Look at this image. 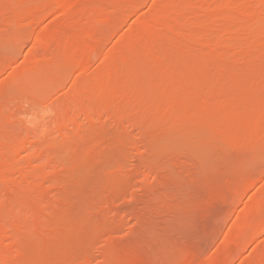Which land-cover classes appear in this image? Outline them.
I'll use <instances>...</instances> for the list:
<instances>
[{"label":"bare ground","instance_id":"1","mask_svg":"<svg viewBox=\"0 0 264 264\" xmlns=\"http://www.w3.org/2000/svg\"><path fill=\"white\" fill-rule=\"evenodd\" d=\"M1 1H2L1 5L4 3H6V5H7V6H1L0 5L1 6L0 12H1V10L2 11L4 10V12H2L0 14V16L2 19L5 18L4 20L6 22L4 20H2V21L5 23H8V25H7L8 27L9 26H15L12 28V29H14L13 30L14 32L16 30H18V27H21L23 25L26 27L36 26L38 23L40 24L44 20H46V18L49 16H53V17L56 16L58 18L59 17L63 18V20L65 21V22H63V25H59L56 27L44 26L39 31L36 30L37 32L35 31L34 36H32V37H34L33 38L34 43H35L34 45H35L36 49H40L44 52V53H42V55L44 54L46 57L49 58L46 61L49 62V60H50V63L46 62L49 65L44 67L45 71L48 69V71L50 73L54 70H59L58 73L60 75V70L62 69L63 72H64V70H66L65 72L76 71L79 73V75L76 76L77 78L74 81L72 87L70 88L68 95L64 99H62V102L60 99H58L61 102V103H59V106L57 108H55V106L52 107V109L56 110L55 114H54V115H56V116H54V118L56 117V119H54V118L53 119L56 120V123L54 121V127L56 125V127H55V130H57L56 135L57 136L59 135L58 136L59 138L57 140L58 142L57 141L55 142V140H49V141H54L55 143L50 142V145H51L50 146V145H48V143H49V141H48V143H46V144L44 143V145L43 144L41 145L43 147H39L40 144L37 145L36 147H31L32 146L31 141L34 138V136H33L34 134L29 133V134L23 135L25 137L21 136V134H17V136L19 135L18 137H16V136L13 137V136H10L11 134H9L12 132H9L7 134V132L4 131V129H2L3 124L0 125V129L3 130V131H0V135L3 134L5 137L7 136L5 138L2 135L4 140H7V141L0 140V204L4 203L3 206H6V204H7V207H8V205L12 206L13 204H14V206L15 205L18 206L16 209H14V206H12L11 209H9V211L12 210L11 213L13 211H15V212H13V215L11 216L12 218L10 217L11 213L6 210L7 215L10 217V219H12L11 223L8 221H5L6 219H4V215L6 213L4 214L5 211H4L3 206L1 205V207H0V264H21V263L22 264H30V263H27V261H25V259L27 258V253H26L25 247L27 246V244L29 245L30 242L29 243L27 242V244L24 243L26 245V246H24L23 245V239L24 238L26 239V237H24V234L27 231L31 230L32 228H34L37 236L42 237L41 239L45 238L46 235H47V237H48V235L49 236L51 235L49 237V239H51V240L53 239L52 241L50 240L52 242L51 245H53L54 243H57V244L62 243V241H60L59 238L61 237V235H64L67 228H69V227H67V224H66L67 220L66 221L63 220V217H65V215H66V214H64L65 211H63V210H66L65 209L66 207L64 208L62 203L65 202V206H66V203H68L67 193L65 191L66 190L65 186H67L66 185L67 182L69 183V177H70L68 175L69 172H66V171H68V170H66L67 168L65 165L67 162L65 164H62L65 161H67V159L62 161V160H59V158H58V156H60L59 155L60 153L63 154L65 152V150H62L63 152L61 151V149H63V148L64 149L67 148L66 149L67 151H69V149L71 148L72 151L71 150L70 151L72 154L70 153L69 155L70 156L74 155L71 160L74 159L77 162V163L74 162V163H76V164H74L76 169H79L78 167H80L79 166L80 164H78L79 159L82 160L83 158L86 159L87 157H93L95 155H98L96 153H98L97 150L99 151V149H96V148L100 147V144L103 145L104 142H105V144H106V142L110 143L109 144L110 146L107 144L108 147L104 144L103 148L105 146L107 147V148H105V150H107L109 147H110L109 151H111V148L117 149V150L118 149L120 150V148H121V150H122L123 146H121V145H123L122 144L123 140L125 143L128 140L130 142H134L133 139H135L137 136L133 137L132 140L128 137L126 139V137L120 135L119 133L109 132L108 130L112 129L110 131H113V127L117 124L122 125L121 124L122 122L125 124L124 120H126V122L128 120V123L131 126H133V124L140 125L141 121H142L143 127H148L146 125L148 123H150V120H152V121L153 120H155V121L159 120L160 121L162 119L164 121L161 120V122H157V123L155 122L154 124H157L155 126V127H157L156 129L162 130L159 132H164V133L168 132L169 129H171V131L176 130L177 128H174V127H180L179 130H181V132H182V130L184 129L183 126L185 127V131H183V133H185L187 131L186 130L187 126H185L186 124H188V126H189L188 129H189L191 124H193V123L197 124L198 123L197 124L198 128L193 126L195 124H193L191 126H193V128H196L197 130L199 128H204V126L205 127L207 126L206 128L208 130H205V133H204V134H206V135H204V136H206V138L208 136H210V134H212V135L217 134V136H214L215 138L212 137V140H211L212 142H214L213 139H215L218 142V139L221 140L222 138H224L225 141L227 140L228 144L230 143L231 145L237 146V147H238V145H239V147H240V145H242V146H244L245 144L247 145L248 142H246V141L252 140L251 137H249L250 134L247 133V131H246V130H248L246 127L247 125H244V123L245 124L247 123L248 125H249V123H250V125H254V124H252V122H254V120L256 118L257 119L260 118V115L264 114L263 113L264 112V106L262 107V104H264V103L261 100V99H263L262 98L263 96L261 97V99H258L262 94L260 95V93H255L257 91V89L264 88L263 87L264 86V66H263V61H264V0H155L152 3L153 5H152V9L150 10V12H147V14L144 16L141 15V16L137 17L136 23L138 24V27L134 30H126L125 32L123 31V33L120 32L123 35L121 36V34H118V35H120V36H118V45L116 47L114 46V48L111 47L112 49L109 48L110 50L108 49L109 51H106L107 53H104L103 55H102V50L104 48L103 46H106L104 44H106L105 42H107L106 40L108 39V37L111 35H114L117 31H120L118 29H120L121 26H123L122 24L124 23V20L129 18L131 15L138 13L140 11V9L143 7L142 5H144L143 4L144 1H146V0H9V1L1 0ZM10 1H11V4H10ZM14 1H16V2H14ZM5 8L7 9V11H5L6 10ZM3 13L5 16L2 15ZM2 16H4V17H2ZM52 26H53V24H52ZM18 32L19 31H17L16 35L9 32L10 33L9 35L14 36L15 38L18 37L20 39V38H22V34L18 33ZM9 35H7V36H9ZM9 37H11V36H9ZM14 37H11V38H14ZM8 40H9V38H8ZM104 52H105V50H104ZM30 55H33V53L32 54L30 53ZM99 55L103 56V59H102L103 64H101L102 66L100 65L101 67L99 66L100 68L98 70H94V66H93L94 65L93 64L94 59L99 58L100 57ZM97 56H99V57H97ZM31 57L34 58V56H31ZM35 59H37V58H35ZM38 60H36V61L39 62L40 60L39 61ZM229 63L230 64L232 63V66L228 67L227 64H229ZM1 68H2V66H0V71L2 70ZM44 68H42L41 73H42V71L44 72V70H43ZM97 68L98 67H96V69ZM40 69L41 68L39 67L38 71ZM3 70H2V72H3ZM142 70H144V71H142ZM129 71L131 72L132 75L130 73H128ZM145 71H148V73L147 74L144 73ZM65 72L64 73L61 72V74H67ZM149 72L152 73V77H150V76L147 77V75H149ZM46 73H48V72H46ZM54 73L56 74L57 72L54 71ZM123 73H124V75L126 74L127 77L129 76V78H131V79L130 80H129V78L125 79L124 75H122ZM141 73H143V74H141ZM151 73H150V75H151ZM44 75H46V74H44ZM52 75H53V73H52ZM57 75L58 74H56L55 77ZM153 75H155V76H153ZM61 76L62 75H60V77ZM121 76L124 78H120ZM131 76H133V77H131ZM50 77H52V76H50ZM45 78H48V77H45ZM57 78H59V77H57ZM133 78L135 80H136V78H138V80H136L135 85L133 83L135 81V80L133 81ZM159 78H161L162 80H164V79L168 80L170 82H168V81L164 82L165 81L164 80L163 83H160L159 80H161V79H159ZM248 78H251L252 81H249ZM117 79H118V82H117ZM120 79H122V80L120 81ZM123 79H125V80L123 81ZM139 79H141V80H139ZM145 79L148 83L145 82ZM148 79H149V81H148ZM53 80H55V79H53ZM126 81H128V82H126ZM139 81H140V83H139ZM49 82L51 83V82H55V81H49ZM249 82H251V83H249ZM118 83H120V86H121V83H123L122 84L123 87H120V86L118 87L117 86ZM124 83H126L127 85H125ZM149 83L151 86L158 87V88H163L164 83H165L166 87L168 86L169 88H172L170 86H172V84L175 83V89H174V87H173L174 90L168 89V87H167L169 92L172 91L171 92L172 94L171 93L169 94V92H168V94H169V97H168L166 90L165 91L161 90L163 93L160 90L159 91L156 90V93H154V90H152V91L146 90L149 88L153 89L152 87L149 86ZM35 84H37V83H35ZM137 84H140V85H137ZM143 84H148V85H146L147 88ZM169 84H170V86H169ZM243 84H246V86H244ZM47 85H49V84H47ZM124 85L128 86V87H126L127 89H125ZM130 85H132V86H130ZM242 85L245 88H242L241 92L238 93V90H240ZM41 86H43V85H41ZM137 86L139 88H140V86H142L140 89L141 90L145 89V91H141ZM132 87H134L133 88L134 91L136 90V92H137L135 94L136 96L133 94L135 92L133 91V89H131ZM129 89L132 90V92L130 93L131 95L129 94V91H131ZM1 91H3V89ZM110 91L111 92L114 91L113 93L116 92L115 94L117 96H115V94L111 95L113 93L110 94L109 93ZM149 91H150V93H149ZM159 92L161 93L160 95L157 94ZM45 93H47V92H45ZM108 93L112 97L113 96L115 97L114 100H111L113 102L110 101V99H112V97L107 95ZM138 93L140 95H142L143 97L141 96L142 98L139 99L140 95ZM142 93H144V94H142ZM152 93H154V94H152ZM173 93H174V96L176 97V99H173V97H171L173 95ZM244 93L245 94L249 93V95L246 96V98L249 99V100L247 99V103H246L247 107L249 105L250 106L255 105L253 102H255L256 99L261 101L260 104L258 103L259 101H257V103L255 102L257 104L256 106H260L261 108H257L256 106H253L254 107L253 110L256 108V110H260V111H256V110L253 111L254 114H252L250 116L251 119H254V120H252V122H250L249 120L246 121L247 117L241 113L243 103L236 104L237 100H242V99L244 100L245 99L243 97L237 98L240 95L244 96ZM251 93L252 94L254 93L255 96H252ZM162 94L164 95V97H161ZM165 94H167V95H165ZM38 95H40V94H38ZM118 95L122 96V98L119 97ZM145 95H147V96H145ZM152 95L155 97L157 96V97L153 98ZM134 96L136 97V99H133ZM159 96H160V98H162V100H159L160 99V98H158ZM250 96H252L253 98L252 97L249 98ZM118 97L121 100L124 97L123 100H125V101H123V100L121 101ZM177 97H178V99H177ZM38 98H39V96H38ZM107 98H109V99H107ZM116 98H117V100H116ZM131 98L133 99V101L136 100L135 106H137L138 109L135 108V110H131V108H133V106L128 103L129 101H132ZM143 98H145V99H143ZM147 98H149V99H147ZM165 98H167V99H165ZM228 99H230V101H231L229 106L232 107V111L230 112V114H229V111L227 112V110H229V109L225 106L226 101ZM251 99L253 100V102H250V101H252ZM127 100H129V101H127ZM164 100H167V101H165L167 104V106L165 108H163ZM116 101L117 102L121 101L120 103L123 102L122 103L123 105L122 104L116 105V104H119V103L115 104L114 102H116ZM146 101H148V102H146ZM138 102H140L141 104ZM142 102H143V104H142ZM144 102H146V103H144ZM41 103H42V101H41ZM127 103H128V105H130L129 108H128V106H126ZM148 103H150L149 104L150 106L147 105ZM157 103H159V108L156 107ZM13 105H15V104H13ZM45 105H47V104H45ZM140 105L143 106L142 109H140L141 108ZM246 105H244V106L246 107ZM18 106H20V105H18ZM144 106H146V107L144 108ZM223 106H225V107L222 111L221 107H223ZM143 108L144 109L148 108L151 111H154L155 115H152V117L154 116L155 118L150 119L148 121L147 118H151V116H149V113H148L149 110L147 111V110H144ZM191 108H193V110H191ZM129 109H130V111H129ZM136 110H138L139 112H137ZM194 110H196V112ZM140 111H141V113H140ZM131 112H133V113H131ZM192 112H195L194 113L195 115ZM256 112L258 113V115L256 114ZM53 113H54V111H53ZM48 114H50V113H48ZM1 115H2V113H1ZM229 116L232 118H230ZM262 116L264 117V115H262ZM143 117H145V118H143ZM224 117L226 120L224 119ZM227 117L229 119H231V122ZM233 117H239V120L236 121V123L238 125L235 123L237 130H234L233 126H230L231 123H233V121H235L233 119ZM243 117L245 119H243ZM165 118H167V120L170 122V124L167 123V120H165ZM262 118L258 119V120L256 119L257 122H260L259 123L260 125L261 124L264 125V123H263L264 119L262 120ZM156 119H158V120H156ZM144 120L146 123L144 122ZM242 120H244L245 122H243ZM110 121L112 122V123H110L111 125L115 124L113 127L110 126V124L108 123ZM239 121H242L243 124L241 125V122H239ZM164 122H166L167 125H165L166 123L164 124ZM204 122L207 125H205ZM106 123H108V125L104 126V124H106ZM158 123L160 124L159 125L160 127L158 126ZM161 125L167 126V129L164 128L165 126L162 127ZM12 126H14V125H12ZM106 126H108V127L106 128ZM125 126H126V124H125ZM168 126H169V129H168ZM242 126H244L243 129L239 128ZM254 126L257 127L256 125H254ZM170 127H173V128H170ZM181 128H183V129H181ZM193 128H192V130L195 131V129H193ZM206 128H204V129H206ZM238 128H239V130H238ZM106 129H108V130H106ZM149 129L153 130L152 128H149ZM149 129H147V130H149ZM132 130H133V128H132ZM201 130L203 131V129H201ZM209 130L211 133L209 132L210 134H207L208 133L207 131H209ZM58 131H59V133H58ZM188 131L190 132L191 130H188ZM196 131H195V133L199 132V130L197 132ZM202 131H200V133ZM20 132H22V131H20ZM256 132H258V131H256ZM256 132H254V133H256ZM15 133H17V132H15ZM246 133L248 135H245ZM115 134L116 135L119 134V135L116 136ZM168 134H167L168 136L166 134H164V136H167V138H168L173 133L172 134L168 133ZM186 134H187V132H186ZM201 134H202L201 137H203V133H201ZM251 134H252V132H251ZM43 135H44V132H43ZM105 135L106 136L112 135V136L107 137V139L110 138V140L107 141V139L104 138ZM139 135H140V137H143V136L146 137L145 135H142L140 132H139ZM188 135H190V134H188ZM2 136L0 137L1 139H2ZM113 136H114V138H113ZM119 136L123 137V139H122V137L119 138L120 140L122 139L121 142H120V140L117 141L118 139L115 140L116 139L115 137H119ZM247 136L249 137L248 139H246ZM12 137L14 138V140ZM175 138L177 139V137H175ZM206 138L205 137L203 139L201 138L203 140L202 141L203 143L206 142ZM209 138H211V136ZM244 138L246 139V141L242 142L244 140ZM105 139H106V141H104ZM111 139H113V140H111ZM139 139L142 140L143 138H139V137L136 138V140H139ZM149 139L151 141L154 138L153 139L149 138ZM224 139H222V142L224 141ZM249 139H251V140H249ZM263 139L264 138H262V137L260 138V140H263ZM34 140H35V138H34ZM36 140H37V138H36ZM145 140H147V139H145ZM208 140H209V143H211L210 139H208ZM254 140H256V138ZM142 141H140V142H142ZM196 141H197V139H196ZM101 142H103V143H101ZM111 142H113V143H111ZM146 142L149 143V141H146ZM155 142H157V141H155ZM200 142H201V140H200ZM217 142L213 143V145H216ZM232 142H234V143H232ZM254 142H257V140ZM118 143H120L121 145ZM81 144H83V145H81ZM111 144H113L115 146H113ZM132 144L134 146L138 147V145L136 143H132ZM45 145H48V146L46 147ZM102 145H101V147H102ZM187 145H189V144H187ZM221 145L222 144L220 141V145H218V146L221 147ZM83 146H85V147H83ZM111 146H113V147H111ZM116 146H118V147L115 148ZM130 146L134 147L131 145V143H130ZM192 146H193V144H192ZM192 146L190 145L191 148H192ZM195 146H194V148H195ZM206 146H208V145H206ZM223 147L224 146L222 145V148ZM247 147H249V146H247ZM77 148H78V150H77ZM80 148L82 150L81 152L79 151ZM94 148L96 150H93ZM206 148H208V147H206ZM74 149H75V151H77V153L74 151ZM186 149H190V148H186ZM225 149H227V148H225ZM158 150H160L159 147H158ZM194 150H197V148ZM83 151L85 152V154H82ZM91 151H94V153L92 152L94 155L89 156L88 154H92ZM102 151H104V149H102ZM107 151H105L104 153H106ZM209 151L210 150H208V152ZM23 152H27V153L29 152L30 153V154L28 153L29 156H31L33 159H35L37 161L41 160L42 162L41 161L40 162L42 164L40 162L39 163L42 166L39 165L40 167L36 169L34 166H32L34 163L33 162L34 160L32 161L33 163H31V160L29 162H27L28 164L26 162H25L26 164L21 163L18 159V156L20 157V155ZM79 152H80V154H78ZM101 152H99V155L101 157L98 155L97 156L98 158L96 156L93 157L94 159L92 158V160H94L93 162H96L100 158L102 159V157L104 156V153L100 154ZM119 152H118V154H119ZM122 154L123 153H121V156H122ZM208 154H206V156ZM107 155H109V154H107ZM76 156H77V158H75ZM158 156H160V155H158ZM210 156H211V154H210ZM212 156H214V155H212ZM37 157H39V158H37ZM198 157L201 158V156H198ZM198 157H196V158H198ZM28 158H27V160H29ZM61 158H63L62 155H61ZM96 158H97V160H96ZM108 159H110V158H108ZM111 159H114V158H111ZM201 159H207V158H201ZM90 160L91 159L89 158L85 161L90 162ZM58 161H61L62 163L60 164ZM184 161H186V159ZM93 162H91V163H93ZM97 162H99V161H97ZM71 163L72 162H69V165ZM203 163H206V161ZM67 165H68V163H67ZM76 165H78V166H76ZM152 165H154V164H151L150 166H152ZM167 165L168 166H166V167L169 168V166L171 165L170 162ZM36 166H37V163H36ZM84 166H85V164H83V167ZM122 166H123V164H121V168H122ZM155 166H156V164H155ZM32 167H34V168H32ZM116 167H118L117 171H119V165H116ZM124 167H125V165H124ZM157 167H158V165H157ZM123 168L121 169V173H120L122 175H120V177L117 179V181H119L117 183H120V180H126L129 177H130V179H132L131 177L134 175V172L129 171L130 172L129 173L127 171L128 168L127 169L125 168L124 170H123ZM149 168L150 167L147 166V169H149ZM155 168L151 169V170H147V172L145 173L147 178L154 177L155 181H157L158 183H162V185H165V186L167 183H170L171 181L172 182L173 181L179 182V180H176V179L172 180L170 178H167L168 176L163 178V176L159 175L161 169L159 168L158 169L159 172H158V170ZM80 169H81V167H80ZM63 171H65V172H63ZM81 171H82V169H81ZM117 171L116 172L113 171V172L117 173L119 176V172H117ZM125 173H127V174H125ZM67 175H68V178H67ZM135 175H136V172H135ZM186 177H188V176H186ZM208 179H211V178H208ZM229 179H231V178H229ZM167 181H170V182H167ZM92 182H94V181H92ZM255 182H256V179L252 178L251 180L248 181L247 184L241 183L242 184L241 185L239 183L241 186H238L237 182H236V184H237L238 189H239V187H242L245 185H246L245 187L249 188V187H251L250 184L255 183ZM121 183H122V181H121ZM133 183H134V181H133ZM176 183L177 182L172 183V184L175 185ZM213 183H215V182H213ZM103 184L104 183H102L101 185H103ZM148 184H150V183H148ZM177 184H179V183H177ZM90 185L94 186L93 184H90ZM110 185H109V187H110ZM123 185L124 184H122V187H123ZM233 186L235 187L236 185H233ZM260 186L261 185L259 184V186H257V187L260 188ZM175 187H176V185H175ZM214 187H215V185H214ZM216 187H218V185ZM251 188H253V187H251ZM108 189H111V190L106 192L107 197L105 196V200H103L104 202L102 204H100V205H103V207L101 206V208H100V212H101L100 216H98V217L95 216V219L98 220V223H99L98 226L100 228L99 232H97V233H99L100 235H102V234L106 235L107 234V236H110L108 234L112 235V233L117 231L119 229V227L121 226L122 221H123L122 217H124L123 216L124 213L122 212L123 211L122 209L119 210L117 208L118 205L114 204V202H116V200L123 197L121 195L120 189L118 190L116 188V186L115 187L112 186V188L110 187ZM187 189H188V187H187ZM214 189L218 190V188H214ZM214 189L210 190V191L213 193ZM262 189H264V188H262ZM255 190H257V189H255ZM259 190L260 189H258V193H260ZM88 191H89V189H88ZM218 191H220V190H218ZM237 191H239V190H237ZM222 192H224V191H222ZM262 192L263 191H261V193ZM73 193H74V191H73ZM170 193L172 194L173 192H170ZM226 193L227 192L221 193V195L226 194ZM153 194H151V196ZM155 194H157V193H155ZM207 194H210V193H206V195ZM243 194H245V192ZM262 195L264 196V193ZM262 195L257 194V197H259V196L261 197ZM148 196H150V195H148ZM162 196H164V195H162ZM194 196H196V195H194ZM211 196H212L211 194L209 195V197L207 195V198H210ZM218 196L219 195H216L215 197H218ZM69 197L71 199V196H69ZM150 197H148L150 200L151 199L154 200L153 198H150ZM159 197L161 198V196H159ZM202 197L203 196H201V198ZM146 198H147V196H146ZM198 198H200V197L198 196ZM198 198L196 197L195 201H193V198H192V200L188 199L189 204L185 205L184 208L181 209V211H183V209L185 210V212L187 210H189V209H185V208L189 207L190 201L191 202H197L196 200ZM212 198H214V196ZM212 198H210L209 200H211ZM251 198L253 199V197H251ZM72 199H73V197H72ZM106 199H108V200L106 201ZM203 199L204 198H202V200ZM217 199H220V197ZM217 199H215V200H217ZM252 199H251V201H252ZM75 200H77V198ZM134 200H135V198H134ZM144 200H146V199H144ZM158 200H160V201H157L155 198V200L152 201V203L150 201L151 204L150 205L146 204L147 207L142 210L149 217V220H150L149 223H151V224H149L150 226L149 225L148 226L150 228H151V225L154 224L153 220L155 219L156 214L158 217V216H160L159 214L163 213V212L169 211L168 213H171V212L173 213L174 211L175 212L177 211L176 207L166 205L164 203V199L163 200L158 199ZM209 200H206V201L208 202ZM118 201H120V200H118ZM204 201H205V199H204ZM9 202H10V204H9ZM59 202H61L60 204H62L61 207H59ZM198 202H199V200H198ZM200 202L202 203V201H200ZM252 203H254V201H252ZM252 203H250V204L247 203L249 205L246 204L247 206H245V207H247V210H245L243 212L242 216H240V217H243V215L246 213V214H249L250 218L254 215L253 216V218L255 217L254 220H251L252 219L251 218L250 219L251 221H250L249 217H248V219H246L247 221H245V218H247V217H244V219H240L238 222L236 221L237 225L229 232V234H227V237L225 236L226 239H225V241H222L223 243H222V246L219 247L220 249L219 250L217 249V251H220V252L216 251L215 252L216 255L210 256L211 257L210 262H209V260H206V263H199L198 261H196L195 258L199 254V253L197 254L198 250L195 247H189L188 251H189L190 255L183 262V264H228L227 261L231 260V258H232L231 256L233 254L240 253V252H238V250L242 249L243 246H247L246 244H248V243L251 244L252 241L254 242L255 240H257L260 233L262 231H264V201H262V203H260V204L255 202V204H258L256 206L255 205L253 206ZM213 204L214 203H211L210 206H212ZM251 204H252V206H250ZM73 205H75V203ZM114 205H115V207H114ZM198 205H200L198 207L201 208L202 207L201 205H203V204L199 203ZM76 206H78V205H76ZM137 206H139V205H137ZM203 206H206V205H203ZM248 206H250V207H248ZM195 207H197V206H195ZM231 207H235V206H231ZM2 208H3L4 212L1 210ZM115 208H117V209H115ZM192 208L193 207H191L190 209H192ZM68 209H69V207H68ZM82 209H85V208H82ZM201 209H209V208H201ZM62 212H64V213L61 216ZM103 212H106L107 216H104ZM82 213H85V212H82ZM251 214H253V215H251ZM60 216H61V218H60ZM110 216H112V217H110ZM237 216H238V214H237ZM246 216H248V215H246ZM182 217H183V215H182ZM240 217H238L237 220ZM187 218H188V215H187ZM55 219H56L55 228H52L53 226L51 227L50 225H52L51 223H53ZM60 219H62L64 222H62ZM58 220H60L61 222ZM127 220L125 222H127ZM234 221L232 222L231 226L233 225ZM75 224H77V223H75ZM124 224L125 223H123V225ZM199 225H200V223H199ZM231 226H230V228H231ZM90 227H92V226H90ZM153 227H154V225H153ZM83 231H85V230H83ZM86 233H88V232H86ZM146 233H148V232H146ZM21 235H23L24 238L21 237ZM115 235L117 236V234H115ZM129 235H131V233ZM149 235H151V233ZM34 237H36V236H34ZM154 237H156V236L154 235ZM91 238H88V239H91ZM174 238H175V236H174ZM80 239H82V238H80ZM38 240H40V239H38ZM160 240H161V238H160ZM76 241L77 240H75V242ZM112 241H113V239H112ZM85 242H86V240H85ZM146 242L148 243V241H146ZM70 243H68V244H70ZM173 243H174V241H173ZM57 244H55V247ZM110 244H113V243H111V239L109 237L106 245L105 244L104 245L108 247V246H110ZM63 245H65V244L63 243ZM73 245H71L70 247H72ZM257 245L258 244H256V246ZM42 246H44V245H42ZM29 247L31 248V246H29ZM36 247H38V246H36ZM107 247H106V250L111 251L115 246L112 245L111 249H108ZM48 248L49 247H46V249H48ZM119 248H121V247H119ZM39 249H41V247H39ZM155 249H157V248H155ZM73 250H75V249H73ZM106 250L105 251L103 250L104 252L102 251L103 252L102 259L104 262L103 264H111L110 263L111 259H112V261L117 260V262H112L113 264L123 263L122 260H120L121 263L118 260V258L121 255L120 256L118 255L119 257L116 256L117 258H111L109 255V252ZM243 250H244V248H243ZM65 251H67V250L65 249ZM82 251H84V250H82ZM42 252H44V251H42ZM86 252H88V251H86ZM113 252H115L114 249H113ZM30 253H31V251H30ZM78 253H80V252H78ZM82 253H84V252H82ZM119 253H121V252H119ZM122 253L124 255L122 257H124L125 259L127 258V260H130V261L138 259V258H136L137 257L136 255H138V256L140 255V253L137 250L135 245H130L128 248H126L124 250V252L122 251ZM252 253H254L255 255H253ZM252 253L251 254L253 257L250 259L249 258L244 259V261H243L244 263L242 262L243 264H264V243L258 245L257 248H255ZM74 254L76 255L77 253L75 252ZM240 254H239V256H240ZM84 255L85 256H84V260L82 261V264H91V262L88 258L89 255L88 256H86V254H84ZM250 255H248L247 257H249ZM76 256L78 257V254ZM146 256L143 259L141 258L140 261H142L143 264H152V262H151L152 260L151 261L149 260V259H152L150 257V255H146ZM142 257H144V256H142ZM39 259H40V257H39ZM113 259H115V260H113ZM125 259H124V261H125ZM169 259H171V258H169ZM198 259H200V257ZM203 259L205 260V258H203ZM36 260H34V261L38 262V259H36ZM34 261H32V262L36 263ZM74 261L75 260H73V262ZM207 261H208V263H207ZM124 263H127V262H124ZM135 263H136V261H135ZM135 263H131V264H135Z\"/></svg>","mask_w":264,"mask_h":264},{"label":"rangeland","instance_id":"2","mask_svg":"<svg viewBox=\"0 0 264 264\" xmlns=\"http://www.w3.org/2000/svg\"><path fill=\"white\" fill-rule=\"evenodd\" d=\"M7 1H9V0H7ZM154 1L155 0H146V1H144V3H143L144 5H142L143 7L140 9V11L138 13L133 14L129 18L124 20V23L122 24L123 26H121L122 29L121 28L118 29L120 31H117L114 35L109 36L108 39L106 40L107 42H105L106 44H104L106 46H103L104 48L102 50V55L104 53H107L106 51H109L110 49H112L111 47L114 48V46L116 47L118 45V36H120L118 34H121V33H123V31L125 32L126 30H134V29H136L138 27V24L136 23L137 17H139L141 15L144 16V15L147 14V12H150V10L152 9V5H153L152 3ZM1 2L2 1L0 0V5H1ZM14 2H16V1H14ZM10 4H11V1H10ZM1 6H7V5H6V3H4ZM7 9L5 11H7ZM2 12H4V10L3 11L1 10L0 14ZM2 15H4V13ZM4 16H2V17H4ZM0 18H1V16H0ZM4 19H2V18L0 19V66H2V68H1L2 70L4 69L3 72H2V70L0 71V73H1L0 74V107H1L0 108V125L3 124L2 125V129H4V131H6L7 134L9 132H12V133H9V134H11L10 136H13V137L14 136L18 137L19 135L17 136V134H21V136L29 134V133L30 134H34L33 136H34L35 140L33 138V140L31 141V143H32L31 147H36L39 144H40L39 147H43L41 145L42 144L44 145V143L45 144L48 143L49 140H55V142H56L58 140V138H59L58 137L59 135L58 136L56 135L57 134V132H56L57 130H55L56 125L54 127V121L56 123V120H54V119H56V117L54 118V116H56V115H54L56 110L52 109V107L55 106V108H57L59 106V103L62 102V99H64L68 95V92L70 91V88L72 87L74 81L77 78L76 76H78L79 73L76 72V71H74L75 73L73 71L69 72L68 70H67L68 72H65L66 70H64V72L67 73V74H61V72L64 73L63 70L61 69L60 70V75H62V76L60 77V75L58 73L59 70H54L55 72H57L56 74H58L55 77L56 74L54 73V71L49 73L47 68H46L47 70L45 71L44 67L49 65L47 63H50V60H49V62L46 61L49 58L46 57L44 54L42 55V53H44V52L42 50H40V49H36L35 48V45H34L35 43H34V39H33L34 37H32V36H34L36 30L39 31L44 26H46V27H56V26H59V25H63V22H65V21L61 17L58 18L56 16H54V17L53 16H49V17L46 18V20H44L40 24L38 23L36 26L26 27V26L23 25V26H21L22 28L18 27V30H16L14 32L13 31L14 29H12V28L15 27V26H9L8 27L7 26L8 23H5L6 21ZM2 20H4L5 22H3ZM52 24H53V26H52ZM17 31H19L18 33L22 34V38L19 39L16 36L18 38L17 39L14 36L9 35L10 33H13V34L16 35ZM7 35H9L11 37H14V38H11V37H9ZM122 35L123 34H121V36ZM8 38H9V40H8ZM104 50H105V52H104ZM30 53L31 54L33 53V55H30ZM102 55H99L100 57L97 56L100 59L99 58L94 59V63H93L94 64L93 65L94 66V70H98L102 66L101 65V64H103V60H102L103 56ZM31 56H34V58L31 57ZM35 58H37V59H35ZM36 60H38L39 62H37ZM227 66L228 67L232 66V63L231 64L230 63L227 64ZM263 66H264V61H263ZM39 67L41 69L38 71ZM96 67H98V68L96 69ZM42 68H44L43 70L45 72L44 73L42 71L43 74L41 73ZM142 71H144V70H142ZM46 72H48L49 74L46 73ZM52 73H53V75H52ZM128 73L131 74L130 71ZM144 73L147 74L148 71H145ZM150 73L151 72H149V75H147V77H149V76L152 77V73H151V75H150ZM44 74H46V75H44ZM141 74H143V73H141ZM122 75H124V73ZM50 76H52V77H50ZM153 76H155V75H153ZM45 77H48V78H45ZM57 77H59V78H57ZM124 77H125V79L129 78V76L127 77L126 74L124 75ZM124 77L121 76L120 78H124ZM131 77H133V76H131ZM53 79H55V80H53ZM125 79H123V81ZM130 79L131 78H129V80ZM159 79H161V78H159ZM121 80L122 79H120V81ZM134 80L135 79L133 78V81ZM136 80H138V78H136ZM136 80L133 82L134 85L136 83ZM139 80H141V79H139ZM161 80H159L160 83H163V81L165 79L162 80V81ZM248 80L252 81L251 78H248ZM49 81H55V82H51L50 83ZM128 81H126V82H128ZM148 81H149V79H148ZM167 81L168 80H165L164 82H167ZM117 82H118V79H117ZM145 82H147L146 79H145ZM168 82H170V81H168ZM35 83H37V84H35ZM139 83H140V81H139ZM249 83H251V82H249ZM47 84H49V85H47ZM122 84L123 83H121V86H120V83H118L117 86L118 87L119 86L123 87ZM124 84L127 85L126 83H124ZM41 85H43V86H41ZM137 85H140V84H137ZM143 85L147 88L146 85H148V84H143ZM243 85L246 86V84H243ZM243 85L240 88V90H238V93L241 92L242 88H245V87H243ZM130 86H132V85H130ZM149 86L152 87L153 89H150L148 87L149 89H146V90H151V91L154 90V93H156V90H158V91L159 90L160 91L161 90H164V91L166 90L167 91L166 93L168 94V92H169L168 89H173V87L175 89V83H173L172 86H170V84H169V86L172 87V88H169L167 86L168 89L165 86V83H164V87L163 88H158V87L151 86L150 83H149ZM126 87H128V86H125V89H127ZM134 87H132L131 89H133ZM141 87L142 86H140V88ZM2 89H3V91H1ZM131 89H129V90H131ZM111 91L109 92L110 94L114 92V91L113 92H111ZM133 91H134V89H133ZM141 91H145V89L141 90ZM36 92L38 94H40V95H38ZM45 92H47V93H45ZM131 92H132V90L129 91V94ZM134 92L135 93H133V94L135 95L137 92H136V90ZM171 92H169V94ZM109 93L107 95H109ZM115 93H113L111 95H114ZM144 93H142V94H144ZM149 93H150V91H149ZM154 93H152V94H154ZM245 93H244V96L240 95V96L237 97V98L243 97L245 99L244 100L243 99L242 100H237L236 104L243 103L241 113L247 117L246 121L249 120L250 122H252V120H254V119H251L250 116L252 114H254L253 111L256 110V108L253 110V108H254L253 106L257 105L256 103H257V101H259L258 99H261L262 96H263L262 97L263 99H261V100L264 103V88L257 89V91L255 93H260V95L261 94L262 95L258 99H256V101H255L256 103L253 102V100L251 99L252 101H250V102H253L255 104V105H252V106L249 105L247 107L246 103H247V99L248 98H246V96L249 95V93L248 94H245ZM157 94L160 95L161 93L159 92ZM167 94H165V95H167ZM169 94L167 95L168 97H169ZM111 95H109V96H111ZM147 95H145V96H147ZM38 96H39V98H38ZM115 96H117V95L115 94ZM135 96H134L133 99H136ZM141 96L142 95L139 96V99L143 97V96L142 97ZM252 96H255V94L253 93ZM252 96H250L249 98H251ZM119 97L122 98V96H119ZM156 97L153 96V98H156ZM161 97H164V95L162 94ZM171 97H173V99H176V97L174 96V93H173V95ZM114 98L115 97L113 96L112 99H110V101L114 100ZM158 98H160V96ZM58 99H60L61 102ZM107 99H109V98H107ZM123 99H124V97H123ZM133 99H132V101L127 100V101H129L128 103L133 106V108H131V110H135V108H137V106H135L136 105V100L133 101ZM143 99H145V98H143ZM147 99H149V98H147ZM165 99H167V98H165ZM177 99H178V97H177ZM116 100H117V98H116ZM159 100H162V98H160ZM41 101H42V103H41ZM123 101H125V100H123ZM165 101H167V100H164V102ZM111 102H113V101H111ZM120 102L116 101L114 103L115 104L119 103V104H116V105H120V104L123 103V102L122 103H120ZM140 102H138V103H140ZM146 102H148V101H146ZM146 102H144V103H146ZM164 102H163V108H165L167 106L166 102L165 103ZM230 102H231L230 99H228L226 101V105H225L229 109V110H227V112L229 111V114L232 111V107L229 106ZM7 103L8 104L10 103V104L8 105ZM128 103H127L126 106H128V108H129L130 105H128ZM159 103H157V105H156V107H158V108H159ZM258 103L260 104L261 101H259ZM13 104H15V105H13ZM45 104H47V105H45ZM142 104H143V102H142ZM149 104L150 103H148L147 105H149ZM18 105H20V106H18ZM244 105H246V107ZM140 106H141L140 109H142L143 106L142 105H140ZM225 106L221 107L222 111H223ZM263 106H264V104H262V107ZM145 107L146 106H144V108ZM256 107L257 108H261L260 106H256ZM144 110H147V111L149 110L148 113H149V116H151V118H147L148 121L150 119L155 118L154 116L152 117V115H155L154 111H151L148 108L144 109ZM191 110H193V108H191ZM196 110H194V111L196 112ZM53 111H54V113H53ZM129 111H130V109H129ZM136 111L139 112L138 110H136ZM141 111H140V113H141ZM256 111H260V110H256ZM195 112H192V113L194 114ZM1 113H2V115H1ZM48 113H50V114H48ZM131 113H133V112H131ZM256 114L258 115L257 112H256ZM262 115H264V114H262ZM262 115H260V118H258V119H261L263 117ZM143 118H145V117H143ZM230 118H232V117H230ZM224 119H225V117H224ZM233 119L235 121L232 120L233 123H231L230 126H233L234 130H237L236 121L239 120V117H233ZM243 119H245V118L243 117ZM256 119L254 120V122H252V124L256 125L257 127H255L254 125H250V123H249V125L247 123L246 124L244 123V125H247L246 127H247L248 130H246V131H247V133L250 134L249 137H251V139L253 140L252 141L251 139H249L251 141H246V139H248L249 137L248 136H247V138L245 137L246 139L244 138V140L242 141V142H244V141L248 142L247 145L245 144L246 146L244 145L245 147L242 146V145H240V147L238 145V147H237V146L231 145L230 143L228 144L227 140L225 141L224 138H222V139H224V141L226 143L224 141H223L224 142L223 143L222 139L221 140L218 139L219 143L215 139H213L214 142H212L211 141L212 137L217 136V134L212 135V134H210L211 132L209 130V131H207L208 132L207 134H210L211 138H209L210 136H208V135H207L208 137L206 138V136H204L206 134H204V133H205V130H208L206 128L207 126L206 127L204 126V128H206V129L199 128L198 129L199 132H197L198 130L196 128H193V126L198 128V126H197L198 123L197 124L193 123L195 125L190 123L193 126L190 125L189 129H188V127H189L188 124H186L185 125V126H187L186 127L187 128L186 129L187 130L186 131L187 134H186V132L183 133V131H185V127L184 126H183L184 129L181 128V129H183L182 132H181V130H179L180 127H174V128H177V129L174 130V131L173 130L171 131V129H169V126H168V129L170 131L168 130V132H165V133L164 132H159V131H162V130L156 129L157 127H155V126L157 124H154V123L155 122L156 123L157 122H161L162 119L160 121L158 119H156L158 121L150 120V123H148V124L149 125L151 124L150 125L151 127L148 124L146 126H148L149 128H152L153 130L149 129L148 127H143L142 121H141L140 125L133 124V126L129 125L128 120H127V122H126V120H124L126 126H125V124L123 122L121 123L122 125L119 124L120 126L118 124L117 125L114 124L115 125L114 126L113 124L112 125L110 124V123H112L110 121L108 123L110 124V126H112V127L114 126V127H113V131H110V130H112L110 128H109L110 130L106 129L109 132L119 133L120 135L126 137V139L128 137L131 140L133 139V137L137 136L139 138H143L142 139L143 141L140 140V139L139 140L142 141V142H140L139 140H136V138H137L136 137L135 139H133L134 142H130L128 140L125 143L124 140L122 141V139H123L122 136L115 137L116 138L115 140L118 139L117 141H119L120 140L119 138L122 137L120 142L122 141L123 145H121L120 143H118V144L123 146V149L121 150V148H120L121 151L118 149L120 151L119 152L117 149H112L111 148V151L113 153L111 151H109L110 147L107 149L109 152L107 150H105V148L108 147L107 144L109 145L110 143L106 142V144H105V142H104V144L107 146V147L105 146L104 148H103L104 144L103 145L100 144V147L97 146L98 148H96V149H99V151L97 150L98 153H96V154L99 155V152H101L102 149H104V151H102L100 154H102L105 151H107L106 153H104V156L102 157V159L100 158V159L97 160V158H98L97 156L98 155H95L97 157L96 160L99 161L100 163L97 162L96 160H95L96 162H93L94 160H92V158L95 157V156L87 157L86 159L83 158L82 159L83 161L81 159L78 160V162H79L78 164H80L79 166L81 167L83 172L81 171L80 167H78L79 169L75 168L74 164H76L77 162L74 159L71 160L74 155H72V156L69 155L71 153V151H72L71 148L69 149V151L66 150L67 148L61 149V151L65 150V152L63 154L60 153L59 154L60 156H58V158H59V160H62V161L67 159V161H65L64 163H62L61 161H58V162L60 164L61 163L65 164L66 162L68 163V165H67V163L65 164L66 168H67L66 170H68L66 172H69V174L68 173L67 174L70 176L69 177V183L67 182V184H66L67 186H65V189H66L65 191L67 193V199H68L67 201H68V203H66V206H65V202L62 203L63 207L64 208L66 207L65 208L66 210H63V211H65V213L62 212L61 216L63 215V213L66 214L65 217H63V220H65V221L67 220L66 224H67V227H69V228H67V230L64 233V235H61V237L59 238V240L62 241V243H60V242H59L60 244L54 243L53 244L54 246L51 245V243H52L51 241L53 239L52 240L49 239V237L51 235L50 236L48 235V237L46 235L45 238L41 239L42 237L36 235L34 228H32L31 230L27 231L24 234V237H26V239L23 237V235H21V237L24 238L23 239V245L24 246H26L25 244H27V242L28 243L30 242L29 245L27 244V246H26L27 248L25 247L26 253H27V258L25 257L26 258L25 261H27V263H30V264H70V263L71 264L72 263L73 264H78V263L82 264V261L84 260V256H85L84 254H86V256L89 255L88 258H89L91 264H103L104 262H103V259H102V255H103V252L106 250L107 246H105V245L107 243V240L110 237L111 243H113V244H110V246H108L107 248L111 249V246L113 245V246H115L113 248L115 250V252H113V249L111 251L110 250H106V251L109 252V255H110L111 258H117V257H119L121 255L118 258L119 261L120 260L123 261V263H121V261H120L121 264H127V263L131 264V263H135V261H136L137 264H143V262L140 261V260H141V258L142 259L145 258L146 255H150V257L152 259H149V258L148 259L150 261L152 260L151 261L152 264H183V262L190 255V253L188 251L189 247H195L199 251V252L197 251V254L198 253L199 254L195 258L196 261H198L199 263H206V260H209V262H210L211 261L210 260L211 259L210 256L211 255H213V256L216 255L215 252L217 251V249L218 250L220 249L219 247L222 246V243H223L222 241H225V239H226L225 236L227 237V234H229V232L237 225L236 223L240 219H244V217H247V218H245V221H247L246 219H248L249 214L245 213L243 215V217H240V216H242L243 212L245 210H247V207H245V206H247L250 203H252V201H254V203H252L253 206L254 205L255 206L258 205V204H255V202L260 204V203H262V201H264V199H263L264 196L262 195L264 193V189H262V188H264L263 187L264 186V183H263L264 182V176H263L264 175V152H263L264 151V139L260 140L261 137L264 138V125L263 124L260 125L259 124L260 122H257L258 119L257 120ZM263 119H264V117L262 118V120ZM165 120H167V118H165ZM229 120L231 122V119H229ZM162 121H164V120H162ZM242 121L245 122L244 120H242ZM242 121H239V122H241V125L243 124ZM144 122H145V120H144ZM108 123L104 124V126L108 125ZM165 123L166 122H164V124ZM167 123L170 124V122L168 120H167ZM167 123L165 125H167ZM204 124H205V122H204ZM12 125H14V126H12ZM159 125L160 124L158 123V126ZM165 125H161V126L163 127ZM205 125H207V124H205ZM107 127L108 126H106V128ZM243 127L244 126L239 127V128L243 129ZM132 128H133V130H132ZM164 128L167 129V126H165ZM170 128H173V127H170ZM192 128L195 129V131L197 130L196 131L197 133H195V131H193ZM239 128H238V130H239ZM2 129H0V131H3ZM147 129H149V130H147ZM201 129H203L204 132ZM188 130H191V131L189 132ZM20 131H22V132H20ZM200 131H202L201 133H203V137H201L202 134L200 133ZM256 131H258V132H256ZM15 132H17V133H15ZM43 132H44V135H43ZM139 132L142 135H145L146 137H144V136L140 137ZM251 132H252V134H251ZM254 132H256V133H254ZM58 133H59V131H58ZM168 133H170V134L173 133V134L170 135V137L167 138V136L169 135ZM247 133L245 135H248ZM164 134H166V135L168 134V135L164 136ZM188 134H190V135H188ZM2 135H0V137ZM118 135H116V136H118ZM3 136H2V139L0 138V140H4ZM111 136H106L105 135L104 138L107 139V137H111ZM23 137H25V136H23ZM175 137H177V139ZM204 137L206 138V142L204 141L205 143L202 142L203 141L202 139ZM36 138H37V140H36ZM113 138H114V136H113ZM149 138H152V139L154 138V139L150 141ZM255 138H256L257 142H254V141H256V140H254ZM106 139L104 141H106ZM145 139H147V140H145ZM196 139H197V141H196ZM208 139H210V142L212 144L209 143ZM13 140H14V138H13ZM108 140H110V138L107 139V141ZM111 140H113V139H111ZM200 140H201V142H200ZM4 141H7V140H4ZM146 141H149V143L146 142ZM155 141H157V142H155ZM220 141H221V144L224 146L223 148H222V145H221V147L218 146V145H220ZM50 142L55 143L54 141H49L48 145H50ZM215 142H217L216 145H213V143H215ZM101 143H103V142H101ZM111 143H113V142H111ZM130 143H131L132 146H134L132 143H136L138 145V147L137 146H134L135 148L131 147ZM232 143H234V142H232ZM187 144H189V145H187ZM192 144H193V146H192ZM48 145H45V146L47 147ZM81 145H83V144H81ZM101 145H102V147H101ZM111 145H113V144H111ZM190 145L192 146V148L190 147ZM206 145H208V146H206ZM113 146H115V145H113ZM113 146H111V147H113ZM194 146H195V148H194ZM247 146H249V147H247ZM83 147H85V146H83ZM117 147L118 146H116L115 148H117ZM158 147H159L160 150H158ZM206 147H208V148H206ZM186 148H190V149H186ZM196 148H197V150H194ZM225 148H227V149H225ZM96 149L94 148L93 150H96ZM77 150H78V148H77ZM208 150H210V151L208 152ZM74 151H75V149H74ZM79 151L80 152L82 151L81 148H80ZM75 152L77 153V151H75ZM80 152L78 154H80ZM92 152L94 153V151H91V153ZM118 152H119V154H118ZM28 153L27 152H23L20 155V157L18 156L19 161L21 163H23V164H26L27 162H29L31 160V163L34 162L32 166H34L36 169L39 168L40 167L39 165L42 164L41 163L42 161L41 160L37 161V160L33 159L31 156H29L30 153L29 154ZM93 153L92 154H88L87 153V154L90 156V155H94ZM121 153H123L122 156H121ZM82 154H85V152L83 151ZM107 154H109V155H107ZM206 154H208L207 155L208 157L206 156ZM210 154H211V156H210ZM61 155H62L63 158H61ZM158 155H160V156H158ZM212 155H214V156H212ZM198 156H201V158H207V159H201ZM196 157H198V158H196ZM27 158L29 160H27ZM37 158H39V157H37ZM75 158H77V156ZM89 158L91 159L90 162L85 161V160H87ZM108 158H110V159H108ZM111 158H114V159H111ZM185 159H186V161H184ZM205 161H206V163H203ZM69 162H72V163L69 165ZM74 162H76V163H74ZM91 162H93V163H91ZM169 162L172 165V166L171 165L169 166L170 169L168 167H166V166H168L167 164ZM36 163H37V166H36ZM83 164H85L84 167H83ZM121 164H123L122 168L125 165L123 170L125 168L126 169L128 168L127 171L128 172L129 171L130 172H134V175L131 177L132 179H130V177H129L128 179L120 180V183H117V182H119V181H117V179L120 177V175H122V174H120L121 173V169H122L121 168ZM149 164L150 165L154 164V165L150 166ZM155 164H156V166H155ZM116 165H119V171H117L118 167H116ZM157 165H158V167H157ZM76 166H78V165H76ZM147 166L150 167V168L147 169ZM34 167H32V168H34ZM154 168L157 169V170L159 168L161 169L160 170V174L159 173L158 174L163 176V178L168 176L167 178H170L172 180L176 179V180H179V182L178 181H173V182L172 181L171 182L167 181V182H170V183L166 182L167 184L165 186V185H162V183H158L157 181H155L154 177L147 178V176L145 174L147 172V170H151V169H154ZM113 171L119 172V176H118L117 173H115ZM63 172H65V171H63ZM135 172H136V175H135ZM158 172H159V170H158ZM125 174H127V173H125ZM68 175H67V178H68ZM186 176H188V177H186ZM208 178H211V179H208ZM229 178H231V179H229ZM252 178L256 179L255 183H251L250 184L251 187H253V188L245 187L246 186L245 185V186L239 187V189H238L237 184H238V186H241L243 183L247 184L248 181L251 180ZM91 180L94 181V182H92ZM121 181H122V183H121ZM133 181H134V183H133ZM175 182L179 183V184H177V183L175 184L176 187H175L174 184H172V183H175ZM213 182H215V183H213ZM236 182H237V184H236ZM102 183H104L105 185L104 184H103L104 186L101 185ZM148 183H150V184H148ZM239 183L240 184L242 183V184L240 185ZM90 184H93L94 186H92ZM108 184L109 185L111 184L110 185L111 188H112V186H114V187L116 186V188L118 190L120 189L121 195L123 197L118 199L120 201L116 200V202H114V204L118 205L117 208L119 210H121V209L123 210L122 212L124 213L123 216L125 218L122 217V220L124 222L122 221V224L119 227V229L117 231H115L114 233H112V235L108 234L110 236H107V234L106 235L102 234L103 235L102 236L99 233H97V232H99L100 228L98 226L99 225L98 220L95 219V216H97V217L100 216V213H101L100 212V208H101V206L103 207V205H100V204H102L104 202L103 200H105V196L107 194L106 192L111 190V189H108V188H110ZM122 184H124L123 187H122ZM228 184L229 185L231 184V185L229 186ZM259 184L261 185L260 188L257 187V186H259ZM214 185H215V187H214ZM217 185H218V187H216ZM233 185H236V186L234 187ZM187 187H188V189H187ZM214 188H218V190H220V191H218L217 189H214ZM88 189H89V191H88ZM213 189H214V191L212 193L210 190H213ZM255 189H257V190H255ZM258 189H260L259 190L260 193H258ZM237 190H239V191H237ZM73 191H74V193H73ZM222 191L227 192V193L221 195V193H224ZM261 191H263V192L261 193ZM168 192L169 193L173 192L175 195L173 193L169 194ZM244 192H245V194H243ZM155 193H157V194H155ZM206 193H210L212 195L210 198H212L213 196H214V198L209 200L210 198H207V195L209 197L210 194L206 195ZM256 193L258 195L261 194L262 196L261 197L260 196L257 197ZM151 194H153L152 195L153 197L151 196ZM161 194L164 195V196H162ZM215 194L219 195V196L215 197L216 196ZM148 195H150L151 197L148 196ZM194 195H196V196H194ZM69 196H71V199H70ZM146 196H147V198H146ZM159 196H161V198ZM198 196L200 198H201V196H203L202 198H204L205 201H204V199L202 200V198L201 199L198 198ZM72 197H73V199H72ZM148 197L153 198L154 200L156 198L157 201H160L158 199H161V200L164 199V203L166 205H170V206L176 207L177 211L176 212L174 211L173 213L172 212L168 213L169 211L168 212H163V213H160L159 214L160 216H158V217H157V214H156L155 219L153 220L154 227H153V225H151V228H150L149 224H151V223H149L150 222L149 217H148V215L145 212L142 211L143 209H145L147 207L146 204L150 205L152 203V201H154L152 199H151L152 200L151 201ZM196 197L198 198L196 201L198 202V200H199L198 203L190 201L189 207L185 208V209H189V210H187L185 212V210L183 209V211H181V209L184 208L185 205L189 204V200L190 199L192 200V198H193V201H195ZM219 197H220V199H217ZM251 197H253L254 200ZM76 198H77V200H75ZM134 198H135V200H134ZM108 199H106V201ZM144 199H146V200H144ZM215 199H217V200H215ZM251 199H252V201H251ZM206 200H209L208 202L210 204ZM150 201H151V203H150ZM200 201H202V203ZM61 202H59V207H61V205H62V204H60ZM74 203H75V205H73ZM199 203L207 206L206 207V206L201 205L202 206L201 208H209V209H201V208H199L198 207V206H200V205H198ZM211 203H214V204L212 206H210ZM247 203H249V204H247ZM9 204H10V202H9ZM252 204L250 206H252ZM1 205L3 206L4 203L0 204V207H1ZM76 205H78V206H76ZM115 205H114V207H115ZM137 205H139V206H137ZM12 206H14V204ZM12 206L8 205V207H7V204H6V206H3L5 212L3 211V208L1 210L5 214L6 210L9 211V209H11ZM67 206L69 207V209H68ZM195 206H197V207H195ZM231 206H235V207H231ZM250 206H248V207H250ZM17 207L18 206L15 205L14 209H16ZM191 207H193V208L190 209ZM82 208H85V209H82ZM117 208H115V209H117ZM11 211H9V212L11 213ZM13 212H15V211H13ZM13 212L11 213L10 217L13 215ZM82 212H85V213H82ZM103 214H104V216H107L106 212H103ZM237 214H238V216H237ZM182 215H183V217H182ZM187 215H188V218H187ZM246 215H248V216H246ZM251 215H253V214H251ZM61 216H60V218H61ZM253 216L251 217L252 219L249 217V220L250 219L254 220L255 217L253 218ZM10 217L6 213L4 215V219H6L5 221H8V222L11 223L12 219H10ZM110 217H112V216H110ZM238 217H240V218L237 220ZM56 219L54 220L53 223H51L52 225H50L51 227L53 226L52 228H55ZM60 220L62 222H64L62 219H60ZM60 220H58V221H60ZM126 220H127L128 223L125 222ZM233 221H234V223L231 226ZM75 223H77V224H75ZM123 223H125V224L123 225ZM199 223H200V225H199ZM90 226H92V227H90ZM230 226H231V228H230ZM83 230H85V231H83ZM86 232H88V233H86ZM146 232H148V233H146ZM130 233H131V235H129ZM150 233H151V235H149ZM115 234H117V236ZM154 235L156 237H154ZM34 236H36V237H34ZM174 236H175V238H174ZM80 238H82V239H80ZM88 238H91V239H88ZM160 238H161V240H160ZM38 239H40V240H38ZM112 239H113V241H112ZM75 240H77V241L75 242ZM85 240H86V242H85ZM146 241H148V243ZM173 241H174V243H173ZM67 242L68 243L71 242V243L68 244ZM252 242H251V244L250 243L246 244L247 246H243L242 245L243 246L242 249L238 250V252H240L241 254L240 253L233 254L231 256L232 257L231 260L227 261V263L228 264H243L244 263L243 262L244 259L252 258L253 257L252 254L255 255L254 253H252L253 250L255 248H257L258 245L264 243V231H262L260 233V235L258 236L257 240H255L253 243ZM63 243L65 245H63ZM55 244H57L58 246L56 245V247H55ZM256 244H258V245L256 246ZM42 245H44V246H42ZM71 245H73V246L70 247ZM130 245H135L137 250L139 251L140 255L139 256L136 255L137 256L136 258H138V259L130 261V260H127V258L125 259L124 257H122V256H124L122 251L124 252V250L126 248H128ZM29 246H31V248ZM36 246H38V247H36ZM39 247H41V249H39ZM46 247H49V248L46 249ZM119 247H121V248H119ZM153 248L154 249L157 248V249L154 250ZM243 248H244V250H243ZM65 249L67 251H65ZM73 249H75V250H73ZM82 250H84V251H82ZM30 251H31V253H30ZM42 251H44V252H42ZM86 251H88V252H86ZM75 252L78 254L79 258L76 256L77 254L76 255L74 254ZM78 252H80V253H78ZM82 252H84V253H82ZM119 252H121V253H119ZM217 252H220V251H217ZM239 254H240V256H239ZM248 255H250V256L247 257ZM142 256H144V257H142ZM198 256L200 257V259H198L199 258ZM39 257H40V259H39ZM169 258H171V259H169ZM203 258H205V260ZM36 259H38L39 263L36 262L37 261ZM124 259H125V261H124ZM34 260H36V261H34ZM73 260H75V261L73 262ZM113 260H115V259H113ZM30 261L31 262L34 261L36 263H33V262L31 263ZM112 262H117V260L116 261H112V259H111L110 263L113 264ZM124 262H127V263H124ZM207 263H208V261H207Z\"/></svg>","mask_w":264,"mask_h":264}]
</instances>
